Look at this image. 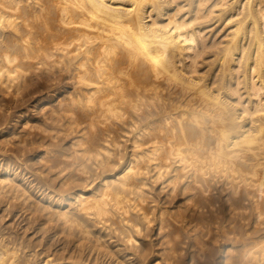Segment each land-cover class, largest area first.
Listing matches in <instances>:
<instances>
[{"label":"bare ground","instance_id":"1","mask_svg":"<svg viewBox=\"0 0 264 264\" xmlns=\"http://www.w3.org/2000/svg\"><path fill=\"white\" fill-rule=\"evenodd\" d=\"M212 16L217 18L215 19L216 22L210 25L204 24L203 21L208 20L207 18ZM213 17L212 20L214 19ZM209 20H211V18ZM201 23H203V26L201 25ZM28 71H30V73L33 74H30L28 76L27 75V73H29ZM57 73H59V76L61 75V73H64L65 76L64 78L67 79V81L69 80V82L65 83L63 82L64 80L61 81L63 82V84H59V86H56V88L53 91L54 92L53 94H47V96L39 95V97H36L32 103V107H33V111L35 112V115L36 116L39 115L38 118L43 119L41 121L43 123V127H41L40 132L44 131L48 133V130L52 132L51 129L53 128V130L56 129L55 131L57 132L62 131L63 134H65L66 132L67 136L72 134L73 137L71 136L70 137L73 138V140H71L72 144L70 146H73L72 148L73 150H71L73 152V156L72 154L71 156H69L68 154L67 155L69 158L73 157L72 159L73 161H75V158L77 159L83 157V161L78 163V165L79 166L82 165L83 168L86 167V162H88L89 160L95 162L92 163L90 161L91 164H94L95 166L98 164H100L101 166L103 164L106 165V163L108 162L104 161L103 158L106 160L108 159L110 161V158L114 156L112 155L113 153L111 146L115 147L118 150L120 149V146L124 144V140L123 142L121 141L122 144L120 145V139L119 141H117L114 139V136L112 135L114 131L113 129H115L117 125L121 126V127L118 126L117 128L119 127L124 128V130L126 131L124 132L125 134L128 133L129 136L131 135L130 138L129 136L128 138L130 140L129 142H131L132 147H130V149L132 148L131 149L132 152L131 154H129L130 157L129 158L127 157L128 161L126 162V164L122 165V168L118 172V175L113 177V179L110 181L104 180L102 182V186L101 184H99L101 188L96 190L95 189L91 191L83 190L84 185L81 190V186L79 185L80 186L79 190L74 189L75 191L65 193L63 188H65V186L68 185L70 178L74 176H70L69 175L70 172L67 173L70 176L68 178L67 177L68 175H66V178L69 180L68 181L66 178H64L65 177L64 174L66 173L65 171H70V170L72 171L71 168H74V166H76L74 165L75 162L72 163L73 167L70 165L71 166L70 170H68L69 167L67 170L66 169H64L65 171L63 170V168H67V166L63 167L61 170L59 169V171L56 173H58L59 175L63 174L64 177L60 178L63 175L59 177L60 178L59 180L62 185V189L60 187L61 189L60 190L58 187L59 189L57 190L59 191L57 192L58 197H56L57 196L56 195L55 196L56 198L51 199L53 203L55 201V203H57L58 206H60L59 210H57V208L56 210L53 209L55 207L51 209V211L54 213H51L50 210L48 209L49 207L47 208L44 205V203H42L43 205H40L41 202L39 200L38 201L40 202V204L36 202L37 199L35 200V202L32 201L35 198H32V200L30 199L31 196L33 197V195L32 193L30 194L27 192L29 190L31 191L29 186L34 185V183L33 184L29 183L30 185L28 184L29 186L27 191L26 182H25L26 184H24V182L21 181L25 186H22L23 184L19 182H14L13 179L14 177L12 178V176L13 175L20 176L18 170L19 166L16 165V163L18 162L15 163L11 159L15 164L13 165L8 163L10 159L9 158L7 159L8 157L7 156L6 157L7 162L5 161L4 162L5 164L0 163V195L9 199V202L10 200H14L15 202H18L20 206L23 208L30 209L32 210V212H40L42 216H44V218H46L48 221L51 220L56 224V226L58 227V232L64 233L65 237L69 236L70 238V236H73L75 238L74 242L77 246L82 248L87 246L86 248L89 247L90 250L95 249V251L96 249L102 250V248L103 249L105 248L103 246H106L108 244V243L106 244V241H102V237H103L102 230L103 229L106 230L109 228L108 223L112 220L113 216H116V214H118V212H120L122 217L124 218L127 210H129V207L128 208L126 207V210H123L126 204L124 205V207L120 206V204L123 205V203L127 202L126 199H128L127 197H129V194L128 196H126L127 194L125 195L126 196V199H124L125 202H123L124 200L122 194L126 193L125 190L128 188L129 185L130 186L131 184L133 185V183H131L132 182L131 180L135 178L137 175L140 176V173H142L140 169L141 170L147 169L145 167L146 164H147L146 166L150 164L152 165V167L154 166V169H157L156 170L157 172L155 170H152L155 172V175L157 174L156 176L152 177L153 180H155L154 177L159 178L161 177V175L164 176L165 173L164 170H166V167L163 168L162 163L164 161L169 163L170 161V163L174 162L175 165L174 164L173 165L174 167L176 166V168H171L169 167V164L166 163L168 164L166 165L168 166L167 168L168 169L171 168L173 169V171L172 173L170 172L171 175L169 176V178H167L170 179L169 181H167L166 177L163 178L164 180L166 179L167 185L172 184V187L169 185L170 186L169 188L174 189V187L177 186L178 181L181 182L180 179L182 178L184 179L186 177L185 179L187 180L182 179L184 185H183V189L181 188L183 191V192L181 191V193L183 194L181 195V193H179V195L181 196H183L184 194L187 195V193L189 192L188 195L185 197L186 199L185 198L183 199V201L186 200L187 204L186 203L183 204H186L185 206L187 205L193 206L191 207V209H194V207L199 208L197 210L195 209V212L194 210L193 212L191 211L192 214L196 213V211L197 212L199 210L201 211V209L205 206L207 207V208L205 207V209L209 210L210 213L212 212V208L210 210V207L213 204L212 197L215 196L216 194L214 192L215 189H213V186L216 187L215 182L219 183L221 181L220 183L222 185L219 183L222 187L221 190L224 189L226 190L225 193H227V196L224 194L225 197L224 199L225 200L227 199V201L229 202V207L227 205H226L227 207L224 205L226 208L231 207V211H233L234 213L236 210L240 208L247 209V206L245 207L242 205V201H244L242 199V195L246 199H249V197L251 196L252 198H254L253 200H251V204H253V208L255 212L254 214L256 216L249 208L248 210L252 213V217L254 215L253 218L256 217L255 220L263 217L262 215L264 213L263 211L264 210V0H0V86L4 88L6 92H9L10 90H14V93L15 92L18 93L20 90H22V88H26L28 86V83L31 84L33 81L32 79L37 78V80H39L38 78L41 76L43 77V79L46 78L50 80V78L54 77L51 79V81H53L56 79L55 75ZM56 77L58 76L56 75ZM35 121L37 122V120ZM36 122L35 124H38ZM1 124L2 123H0V126ZM33 124L32 121L30 120V114L26 113L25 111L24 112L20 111V113L15 115V117L12 119V123L6 126L7 129L4 128L6 129L5 131L3 128L0 129V144L8 146L10 143L11 144L18 143L17 145L24 143L23 145H25V140L22 137L23 136L22 133L24 130L25 132L26 130H28L27 132H30L31 131L30 129L33 127H34L33 130H35V126H34L35 124L34 125ZM17 125H20V128L22 127L21 129L24 128V130L22 132L19 131L21 129H18L19 127L17 128L16 127ZM39 128H37L38 131ZM32 131L31 134H33L37 130L34 132ZM118 131L120 133V131L122 132L123 129L121 130L118 129ZM52 133H50L52 136L49 137L50 139L52 137L54 140L55 138H57L59 133L57 134V136H55V134L53 135ZM114 133H116V131ZM124 133L120 137L125 136ZM60 134L63 135L62 133ZM26 136H24V138ZM39 137L36 136V139ZM66 138L67 137H65L64 139ZM25 139L27 140V138ZM31 139L32 138H30V140ZM43 139L45 138L43 137ZM32 140H34V137ZM38 141H40V144L42 143L41 140ZM43 143H45V141ZM50 144L52 145L53 143L50 142ZM55 144L58 143L56 142ZM31 145L33 146L32 143ZM51 145L49 147L53 148L54 146L52 147ZM32 146L30 148H32ZM44 146H46V143L44 144ZM44 146H43V150L41 151V153H39L38 158L36 159V161L41 165L38 166L42 168L39 169L40 173L37 172V174L38 175L40 174L41 176L42 174L44 175L46 174L47 172L45 171L46 169L47 170L49 169L48 170L49 172L52 170L50 168L52 167L54 168L53 164L50 163L51 164L50 165L49 163H46L48 161L47 159H45L48 157L47 155L51 151V148L49 149L48 146L47 147ZM15 147L17 146L15 145ZM24 148L23 150L25 151ZM27 150L28 149L26 148V151ZM121 150L122 148L120 149V151L119 150L118 151L121 152ZM54 152H56V149L54 150ZM119 152H117V154ZM56 153L55 156L57 155ZM62 153H68V152H62ZM50 154H52V152ZM61 155L63 154L60 153V156ZM17 156L18 155H12V157L16 159L18 158L17 161H19L20 158ZM55 156H52V158L54 159ZM66 156H65V160H66ZM49 157L48 160L50 161ZM69 158H67V160L71 159ZM55 160L54 162L57 161ZM65 160L62 159L58 161L59 163L60 161H62L63 163L65 162ZM26 162L28 163V159ZM56 163H54V165H57ZM113 163L115 164V162ZM25 165L29 166L28 164ZM60 165L62 164L60 163ZM78 165L76 167L77 169L75 168L77 171L76 174L80 173V171L78 172V168H79ZM150 165L148 167H150ZM171 165L172 164H170V166ZM20 166L22 165L20 164ZM143 167H145V169ZM161 168H163L162 171L164 172L163 174H161L162 173L160 171ZM113 169L115 168L113 167ZM150 169L149 170L147 169L149 173L151 171ZM55 171L53 172L55 173ZM167 171L169 172L171 170H167ZM167 171L166 173H168ZM148 172L146 173L148 174ZM81 173L83 174L85 172L83 171ZM81 173L80 175H82ZM49 175L52 174L49 173ZM59 175H57V178ZM87 175L88 173L87 174L85 173V175L83 174L84 179L85 176L88 179ZM149 175L150 174H148V176ZM22 177L23 176H21V178ZM163 178L162 179L160 178L161 181H163ZM208 178L210 179L209 182H208ZM49 179H51L52 181V178ZM49 179L47 177V179L45 180L49 181ZM53 179H55L56 181V176ZM137 179L140 180V178ZM38 180L39 183L42 184L40 182L41 179ZM142 181L140 180L137 182L141 184ZM211 181L214 182L212 183ZM56 182L58 183V181ZM76 182L73 181V183ZM191 182L193 183V185L191 184ZM47 184L48 185H46L47 186L46 189L50 190V191L48 190L49 193L47 194V199H48L50 194L56 191V187H53V185H51V182L49 183L47 182ZM149 184L150 183H148V185ZM162 184L165 185V183ZM210 184L211 185L213 184V186H211ZM69 185L71 186L72 184L70 183ZM142 185H145L143 186L144 188H146L147 186L145 182L144 184L142 183L140 187H142ZM180 185L182 184H179L178 186L180 187ZM79 186L77 185L78 188ZM209 186L214 190L212 192H214L215 194H212V192H210ZM131 187L134 189L135 187H137V185ZM140 187H137V190H135V192L138 191L137 194L140 193L139 192ZM129 188L128 190H126L128 193H130L131 190H133L131 189L129 192ZM121 189L123 190L125 189L123 193H120L122 192ZM178 189L173 190V194H171V196L174 195V191L175 193L179 192L176 191ZM190 189L192 191H188ZM149 190H155V189L152 188ZM165 190L163 189L162 192ZM207 190H209V192L213 195L212 197L210 194H208ZM142 191H144L145 194L146 189L145 190L143 189ZM170 191L171 190H169L168 192V190H166V193H170ZM185 191L187 192L185 193ZM152 192L150 191V193ZM206 192L211 198L206 195ZM41 193H44L41 195L46 194L45 190L44 192L42 191ZM166 193H165V197L168 196L167 198L169 199L171 196L170 194H167L166 196ZM218 193H220L219 190ZM131 194L133 195V191ZM222 195L223 194H221L220 196ZM220 196L218 195L217 198L213 197V199L216 200ZM44 197L43 199H45ZM165 197L163 198L165 199ZM41 198L40 200H42ZM140 198L142 199V197H139V199ZM131 199L134 202L135 197L129 198L128 200L131 201ZM137 200L138 198H136V201ZM144 200L146 201L147 199H145L144 197L142 201ZM215 200L214 202L216 203L217 200L216 201ZM220 200H222L221 197ZM49 201L50 200H48V202ZM181 201L182 200H180V202ZM133 202H130L129 204H132ZM228 202L226 203L228 204ZM136 204L137 203H135V205ZM181 204L182 203H178L177 205L180 206ZM142 205L143 204H141V206ZM154 205L156 206V204ZM164 205L169 207V204L168 205L164 204ZM173 205L174 203L172 204V206ZM182 206L180 208L174 206V208H172L169 211L171 213L170 216L174 215L171 211L174 212L173 209H175L176 215L174 216L176 217L178 216L179 218L184 217L182 216L184 214L183 211L184 212L186 211L187 213L188 210L190 209L185 208L186 210L182 209L183 210L182 211L181 210ZM217 206L218 205L216 204V207L215 206L214 207L217 209ZM220 206L223 207V205ZM175 207L177 208V210L180 209L182 211V214L180 213V211L177 212ZM188 207L189 206H187V208ZM133 208L131 209L133 210ZM140 208L141 207L139 206V209ZM143 208H141L143 210L142 212L149 214L150 211L148 212V210H146L148 209V207L144 208L146 211H144ZM152 208L154 209L155 207ZM158 208L160 210L159 206ZM164 209L162 208L161 212L158 211L160 215L158 213L156 215V217L159 216L160 219L159 220L156 218L157 220L160 221V222L157 221L158 223H160L157 224L158 234H162V238H163L162 241L159 243V246L161 244L162 246L161 249L164 251L163 253L165 254L166 252L169 255V258H171L170 260L174 259L175 261L176 259L178 260V254L174 250L175 249L177 250L178 247L176 245L177 248H175V246L174 248H172L173 247L172 244L176 242V240L171 241V239H174L176 235L174 236V238H171L169 237V235L170 236L172 235L170 230H164V227L166 225L165 226L162 225L163 219L164 220L167 219L164 218L166 211V210L164 211ZM53 210H55L56 212ZM228 210L230 211V209ZM200 211L199 213H201ZM205 211H203V214H205L204 213ZM132 212L128 213V216H130L129 214L132 215ZM135 212L136 213L139 212L138 209L136 211L134 210L133 215L135 214ZM233 212H229V213L232 214ZM245 212H247V210H245ZM248 212L246 215L247 219L251 218L250 216L248 217L249 214ZM124 213L125 215H123ZM144 213L141 216L139 215L140 217H142L139 218V221L140 219L141 220L143 219L144 222L141 221L143 223L152 222V219L154 217L150 219V216L148 217V215ZM199 213L198 215L194 214V216L191 213L188 214L190 215V217L192 216L194 218L195 216H199L200 215ZM138 214H140V212ZM215 214L218 213L215 212L214 215ZM230 214H228V216H230ZM235 214L240 215L238 214V212ZM235 214L232 215L235 217ZM241 214L244 215V213ZM207 215L208 213H206V216ZM220 215L218 216L221 217ZM135 216L137 217L138 215L136 214ZM186 217L188 218L189 216L185 215L184 219ZM219 217L215 216V219ZM126 218H127L126 220H128L129 217L126 216ZM191 218L188 219L191 221L192 220ZM224 218L226 219L225 221L227 222L228 221L227 217H223V222H224ZM108 219L110 221H107ZM117 219L119 220V217H117ZM172 219L174 220L176 218L174 217ZM201 219H203L202 215L201 218H199L200 220L199 223L201 222ZM215 219H213V221ZM228 219L230 220L229 217ZM238 219H240V216H238ZM113 220L115 221V219ZM122 220H123V224L126 223L124 222L125 218ZM196 220H198V218ZM167 221L165 220V222ZM169 221L171 222V219ZM203 221L205 222V220ZM206 221H208L207 223H210L212 221V217L211 220L208 218V220ZM242 221H244V219ZM246 221L245 223L248 222ZM184 222H185L184 225L187 224L189 229L190 224L188 225L186 221H183L182 223ZM195 222L198 223V221ZM229 222L230 221H228L229 224L228 227H230L231 223H234L232 221L231 223ZM256 222L257 220L253 222L254 225L261 224L262 222L264 223V221L260 223L259 222L256 223ZM127 223L126 225L129 226L130 228V223L129 225ZM172 223L174 222H171V224ZM178 223H177L178 226L174 225L175 223L173 224L175 227L171 226L170 224L171 228L174 227L176 229L175 232H178V228L181 227V225ZM217 223L219 227L220 225L219 223H221V221L220 222L218 221ZM241 223L239 220V223H237V225L238 224L240 225ZM245 223L244 224L242 223L243 226H245ZM263 223H262V227H264ZM138 224L141 223L139 222L137 223V225L136 224L134 225L138 226ZM201 224L200 225L197 224V228H199V226L204 227L206 225V224L204 225ZM242 224L241 226L238 225L239 228L242 227ZM252 224H250L249 222V226H251ZM167 225L169 226V223ZM208 225H211V226L206 225L208 228L212 227V223ZM141 226L142 225H140V227ZM176 226L178 228H176ZM187 226L185 228H187ZM206 226L204 227L205 229L207 228ZM215 226L213 228L217 229L218 227L216 228ZM231 226L236 227V225H231ZM235 227L232 228L233 232L232 230L228 231L227 227H226L227 231H225L226 228L225 230L223 228L224 233H221V235L224 234V236L222 235V237H224V240L226 238L231 241L232 235L230 237V234L231 232L235 234L234 232ZM262 227H257V228H259V230L261 228L262 230L263 229ZM182 228H183V224L180 231L182 230L184 232L183 230L184 228L183 229ZM220 228L222 230V227ZM246 228L247 227H245V229ZM201 229L195 231V229L193 228L192 230L190 229L191 230L190 234L189 233L187 234V232L186 234L189 235L190 239L193 240L192 242H196L199 244L200 240L201 242L203 240L201 239L202 237L198 238L200 232L199 230ZM215 229L211 231L216 232L217 230ZM245 229L242 228V230ZM250 229L253 230L254 232V229H252V227ZM172 230L173 228L171 229V231ZM204 230L201 232L206 234ZM106 231L108 232V230ZM211 231L208 230L207 232L209 233H207L206 235L212 233ZM235 231L236 234H238L237 230ZM249 231L247 232L249 233ZM240 232L242 231H239V233ZM137 233H139V231ZM202 233L200 236L203 235ZM250 233L252 234V231ZM186 234H184V236ZM255 234L253 235L257 236L256 228H255ZM3 235L5 234H3L2 232L1 236ZM146 235L145 237H147ZM187 235L185 236V238L187 237ZM217 235H219L218 232ZM241 235L238 236L242 237ZM244 235L242 237L243 239L239 241L240 246L237 240L240 238L237 237V235H236V239L234 235L233 241L235 242L236 240V244L238 243L237 244L238 246L234 245L235 243L233 241H232L233 245L230 244L224 246V250H223L224 254L222 255V253L221 254L219 253L221 256L219 259H222L221 264H264V235H262L261 233L259 237L257 236L258 238H253L252 237L253 235H251L252 238L249 237L250 235H245V236ZM8 236L10 238L9 234ZM158 236L159 235H156L155 237ZM179 236H176L177 242ZM207 237L209 238L211 236L208 235ZM205 238H204L205 241L204 244L206 243V246H204L203 249L207 247V244L209 243L208 241L210 239L212 240L213 237L210 238L209 240H206ZM13 239L11 238L10 240L13 241ZM125 239L127 240V238ZM10 240L8 241L11 242ZM130 240L129 242L131 243L132 240L131 241ZM182 240L183 239H180V241ZM211 240L210 243L212 242ZM189 241L190 244H192L191 240H187L188 243ZM13 242L12 244L14 245V243L16 242L14 243ZM215 242L216 240L213 243ZM220 242L222 243L223 241ZM6 243L3 242L2 238L0 239V264H21L23 261L22 262L18 261L20 259V256L18 257L19 258L18 260L16 259L17 250L15 251V249L10 248L11 243L10 244L8 243L9 244V245L7 244L8 246L6 245ZM217 243H215L216 246ZM202 244L203 243H200L201 246ZM134 245L132 246V248L134 247ZM223 245L224 244L222 243V246ZM19 246L20 245H18V247ZM156 246H158V244ZM185 246L188 247L187 245ZM201 246L200 248L202 249ZM222 246L220 247L223 248ZM16 247L17 246L15 245L14 248ZM193 247H196V245ZM145 249H147V247ZM187 250L190 251V249ZM200 250L199 251L196 250L193 253L189 252L192 253L191 256H189L190 254L187 253V255L189 254L188 256L190 257L187 259H190V261L192 262V263L190 262L191 264L196 263L194 262V260L196 261L197 257H195L194 259V253L196 254L197 251L200 252ZM207 250H209V248ZM147 251H149V249ZM150 251L152 250L150 249ZM212 251L213 250H211V252ZM118 252L120 254V252H122L121 249H119ZM160 252L161 250L157 252V255L158 253L160 255ZM204 252L205 251L200 252L202 253L201 256L203 257L205 255ZM211 252L209 253L211 254ZM214 252L211 255L208 254L209 259L210 256L214 254ZM175 253L177 254V256ZM59 254H61V252ZM215 254L217 255V252ZM35 255L37 254L33 253V256ZM62 255L64 256L63 253ZM181 255L179 256L181 257ZM201 256L200 257L198 256L199 259L201 258ZM218 256L219 255L215 257ZM22 257L24 256H21V258ZM127 257L126 259H124V261L127 260ZM167 257L168 256H166V258ZM169 258H168V262H170ZM26 259L27 261L24 264H29L31 262L30 258H26ZM50 259L51 258H47V259L45 258L44 260L45 262L42 264H50L52 261ZM202 260H204V258L201 259V262ZM74 261L76 262L75 258L73 262ZM174 261H171L170 264H176ZM57 263L66 264L59 261ZM157 264H159V262Z\"/></svg>","mask_w":264,"mask_h":264},{"label":"rangeland","instance_id":"2","mask_svg":"<svg viewBox=\"0 0 264 264\" xmlns=\"http://www.w3.org/2000/svg\"><path fill=\"white\" fill-rule=\"evenodd\" d=\"M213 17V16H212ZM212 17H208L207 19L209 20L210 18H211V20H209V22H208V20H204L203 22H204V24H206V25H210V24H213L214 22H216L215 21V19H217V18H215V17H213L214 19L212 20ZM206 19V18H205ZM203 20V19H202ZM202 20H201V22H202ZM210 21H211V23H210ZM213 21V22H212ZM209 23V24H208ZM201 25L203 26V23H201ZM29 73H27V75L29 76L30 74H33V73H30V71H28ZM56 75L58 76V77H56ZM55 75V78L57 79V81H56V79L55 80H53V81H51V79L52 78H54V77H52V78H50V80L49 79H43V77H39L38 79L39 80H37V78H34V79H32L33 81H32V83L31 84H29L28 83V86L26 87V88H22V90H20L18 93L17 92H15L14 93V90H10L9 92H6L5 90H4V88H2L1 86H0V105H1V107H0V123H2L1 124V126H0V129L1 128H6V126L8 125V124H10V123H12V119L15 117V115H17V114H19L20 113V111H25L26 113H29L30 114V120L32 121V124L34 123L35 124V120H37V122L36 123H38V124H33L34 126H35V130H33L34 129V127L33 128H31L30 130L32 131V132H34V131H36V132H34L33 134H31V131L30 132H27L28 130H26V132H25V130H24V128L23 129H21L20 128V125H17L16 127L18 128V129H21V130H19V131H23V139L25 140V145H27V146H25V145H23L24 143H21V144H19V145H17L18 143H14V144H7L8 146H5V145H2V144H0V163L1 164H3L5 161L7 162V160H6V157H7V159L9 158L10 159V161H8V163H10V164H15L16 162H18V163H16V165L17 166H19V168H18V170H19V174H20V176H12V178L14 179V182H19V183H21V184H23V182H24V184H26V189H27V191H28V186L30 185V184H33L34 183V185H30L29 186V188L31 189V191L29 190L27 193H32V195H33V197L31 196V200H32V198H35L34 200H32V201H34L35 202V200L37 199V201L36 202H38V204H40V202H41V204L40 205H43L42 203H44V205L50 210V212L51 213H54V212H52L51 211V209L53 208V207H55V208H53V209H55L56 210V208H57V210H59V208H60V206H58V204L57 203H55V201H54V203H53V201L51 200L52 198H56V197H58V195H57V192H59V191H57V190H59L60 189V187H61V189H62V185H61V182H60V178H62V177H64V175H65V177L64 178H66V175H68L67 173H69V175L70 176H74V177H71L70 178V181L68 182V185L67 186H65V188L66 187H68V188H63L64 189V191H65V193L66 192H72V191H75V190H79L80 189V186H81V190H82V187H83V185H84V188H83V190H88V191H91V190H93V189H99V188H101V186H102V182L104 181V180H108V181H110V180H112L113 179V177H115V176H117L118 175V172L121 170V168H122V165H125L126 164V162L128 161V158L130 157V155L129 154H131V152H132V148L130 149V147H132L131 146V142H129L130 140H129V138H130V136H129V134L128 133H124V132H126L125 130H124V128H120L121 126L120 125H117V127L118 126H120L119 128H117L116 126V130L115 129H113L114 131H113V136H114V139L115 140H117V141H119V139H120V145L122 144V142H123V140H124V144H122L121 146H120V149L122 148V150H121V152H119L120 151V149H116L115 147H113V146H111L112 147V155H114L113 157H111L110 158V161L108 160H106V159H104L103 158V160L104 161H106V162H108V163H106V162H104V163H106V165H100V164H98V165H94V164H91V162H92V160H89L88 162H86V167H82V165H78V163L79 162H81V161H83V157H81V158H75V161H73L72 159H73V157H68V155L69 156H71V154H72V156H73V152L71 151V150H73L72 148H73V146H70L71 144H72V141L71 140H73V138H71V137H73V135L72 134H70L69 136H67L66 135V132H65V134H63V132L62 131H55V130H53V128L51 129L52 130V132L53 131H55V132H51L50 130H48V133L47 132H44V131H41L40 132V130H41V127H43V123L41 122L43 119L42 118H38V116L39 115H35V112L33 111V107H32V103H33V100L36 98V97H39V95L40 96H47V94H53L54 92V89L56 88V86H59V84H63V82H69V80L67 81V79H65L64 77V73H61V75L59 76V73H57ZM61 76H62V78H61ZM59 78V79H58ZM35 80V81H34ZM48 80V81H47ZM64 80V81H63ZM61 81H63V82H61ZM58 83V84H57ZM40 84V85H39ZM45 84H47V85H45ZM4 86V85H3ZM44 87V88H43ZM13 89V88H12ZM37 90V91H36ZM51 90V91H50ZM11 91H13V92H11ZM45 91V92H44ZM6 92V93H5ZM9 93V94H8ZM17 93V94H16ZM13 95H14V97H13ZM18 95V96H17ZM3 99H2V98ZM7 97V98H6ZM12 99V100H11ZM14 100H16V101H14ZM13 101V102H12ZM11 102V103H10ZM6 106H5V105ZM31 106H30V105ZM12 105V106H11ZM15 106V107H14ZM29 106V107H28ZM8 109V110H7ZM26 109V110H25ZM3 110V111H2ZM2 112V113H1ZM34 113V114H33ZM6 114V115H5ZM10 114V115H9ZM36 117H35V116ZM11 116V117H10ZM32 117V118H31ZM34 117V118H33ZM5 118V119H4ZM10 118V119H9ZM3 119V120H2ZM11 121V122H10ZM40 123H39V122ZM32 125V126H33ZM38 125H39V127H38ZM37 128H39V131H38V129ZM51 128V127H50ZM50 128H48V129H50ZM7 129V128H6ZM6 129H4V131L6 130ZM43 129V128H42ZM118 129H123V131L121 132L120 131V133H119V131H118ZM116 131V133H114ZM117 131H118V134H117ZM40 132V133H39ZM44 132V133H43ZM27 133V134H26ZM30 133V134H29ZM42 133H43V135H42ZM50 133H52L53 135L55 134V136H57V134L59 133V137L57 136V138H55L54 140H53V138L51 137V139H50V137L49 136H52ZM60 133H62L63 135H61ZM122 133V134H121ZM123 133H124V135L125 136H123V137H120V136H122L123 135ZM24 134H26V135H28V136H26V135H24ZM35 134V135H34ZM46 134V135H45ZM47 134H49V135H47ZM117 134V135H116ZM120 134V135H119ZM29 135H30V137H29ZM65 135V136H64ZM119 135V136H118ZM24 136H26L25 138H27V140L24 138ZM36 136H40L39 138H37L38 140H41V142L43 143L44 141H45V143H46V146H44V144L45 143H43V146L44 147H47L48 146V148L50 149L51 147H49L51 144H50V142H52L53 144L51 145L53 148H51V151L48 153V157L50 156L51 158H52V156H55V153L57 154L55 157H54V159L52 158H50L49 157V159H50V161L48 160V157L47 158H45V159H47V161L48 162H46V163H52L53 164V166H54V168H57V169H54L53 167L52 168H50V169H52L53 171H55V173L56 172H58L59 171V169L61 170L63 167H66L67 166V168H63V170L64 169H68V167H69V169L68 170H70V167L72 166L73 167V165H72V163H74L75 162V164L74 165H76V166H74V168H71L72 169V171L70 170V171H65L66 173L63 175V174H61V175H63V176H61V175H59L58 173H54L52 170L51 171H49L48 172V170L46 169H44L45 171H47L46 172V174L44 175V174H42V176L39 174H37V172L38 173H40V171H39V169L41 168V167H39V166H41L40 165V163H38L37 161H36V159L38 158V155H39V153H41V151L43 150V146H42V143L40 144V141H38L37 139H36ZM62 136V137H61ZM71 136V137H70ZM128 136H129V138H128ZM28 137H29V139H28ZM33 137H34V140H32L33 139ZM43 137L45 138V139H43ZM49 137V138H48ZM65 137H67L66 139H64ZM126 137V138H125ZM30 138H32L31 140H30ZM121 138H122V140H121ZM125 138V139H124ZM48 139H50V140H48ZM60 139V140H59ZM64 141H63V140ZM127 139V140H126ZM29 140V141H28ZM38 141V142H36V141ZM51 140H53V141H55V142H53V141H51ZM66 140V141H65ZM34 141V142H33ZM49 141V142H48ZM61 141V142H60ZM122 141V142H121ZM33 144V146L31 145V143ZM37 143V145H39V146H37L36 145V143ZM48 142V143H47ZM58 143V144H55V143ZM71 142V143H70ZM29 145H28V144ZM126 143V144H125ZM48 144H50V145H48ZM67 144V145H66ZM15 145L17 146V147H15ZM20 145H22V146H20ZM62 145V146H61ZM4 146V147H3ZM10 146V147H9ZM32 146V148H30ZM35 146V147H34ZM36 146H37V148H36ZM61 146V147H60ZM70 146V147H69ZM3 147V148H2ZM24 147H26L28 150L26 151V148H24ZM39 147V148H38ZM55 147H60L59 149L58 148H55ZM6 148V149H5ZM9 148V149H8ZM15 148H16V150H15ZM19 150H18V149ZM23 148L25 149V151L23 150ZM30 148V149H29ZM36 150H35V149ZM62 148H63V150H62ZM68 148V149H67ZM9 151H8V150ZM52 149H53V151H52ZM56 149V152H54V150ZM7 150V151H6ZM13 150V151H12ZM33 152H32V151ZM35 150V151H34ZM38 150V151H37ZM62 150V151H61ZM66 150V151H65ZM72 152H70V151ZM117 150V151H116ZM131 150V151H130ZM12 151V152H11ZM18 151V152H17ZM130 151V152H129ZM5 152V153H4ZM24 152H26V153H24ZM38 152V153H37ZM52 152V154H50ZM54 152V153H53ZM62 152H68V153H62ZM117 152H119L118 154H117ZM14 153V154H13ZM22 153V154H24V155H20V154ZM28 153V154H27ZM34 153V154H33ZM60 153L61 154H63V155H61L60 156ZM115 153V154H114ZM7 154V155H6ZM27 154V155H26ZM59 154V155H58ZM68 154V155H67ZM123 154H124V156H123ZM127 154V155H126ZM10 155H11V157H10ZM12 155H18L17 157H19L20 158V160H21V162H20V160L19 161H17V159L16 158H14V157H12ZM67 155V156H66ZM111 155V156H112ZM120 155V156H119ZM2 156V157H1ZM22 157V159L24 160H22L21 159V157ZM25 156H26V158L28 159V163L26 162L27 161V159L25 158ZM65 156H66V160H67V158H69L70 160H67V162H66V160H65ZM115 156H116V158H115ZM123 156V157H122ZM3 157H5V158H3ZM29 157V158H28ZM56 157H57V159L58 158H60V159H58V160H65V162H63L62 163V161H60V163L62 164V165H60V163H59V161L56 159ZM128 157V158H127ZM25 158V159H24ZM115 158V159H114ZM121 160H120V159ZM123 158V159H122ZM4 159V160H3ZM15 162H13L12 160ZM31 159V160H30ZM57 161H56V160ZM119 159V160H118ZM127 159V160H126ZM30 160V161H29ZM54 160L57 162H54ZM116 160V161H115ZM32 161V162H31ZM34 161V162H33ZM52 161V162H51ZM73 161V162H72ZM77 161V162H76ZM91 161V162H90ZM120 161V162H119ZM13 162V163H12ZM24 162H26V163H24ZM71 163V164H69V163ZM113 162H115V164L113 163ZM119 162V163H118ZM124 164H123V163ZM171 162H173V161H171ZM31 163H32V165H31ZM54 163H56L57 165H54ZM65 163V164H64ZM90 163V164H89ZM92 163H95V162H92ZM166 163H168V162H163L162 163V167L163 168H165L166 167V170H164V172L166 173V171L167 170H171V171H167L168 173H166V175L168 176H166L165 175V173L164 172H162L163 171V168H161V174H163L164 173V176H162L161 175V177H159V178H156V177H154V179L155 180H153V176H156L155 175V172L154 171H152V170H157V169H154V166L152 167V165H150V167H151V169H150V167H148V166H146L145 164H143V165H145V167L149 170H151L150 171V173L148 172V170L147 169H145V167H143L145 170H141L140 169V171L142 172V173H140V176L142 177H140V176H136L135 178H133L134 179V181H133V179L131 180L132 182L131 183H133V185L131 184V186H136L137 185V187H140V185L143 183L144 184V182H145V184L147 185L146 186V188H144L143 186H145V185H142V187H140V190H139V192L142 194H140V193H138L137 194V192H135V190H137V187H135L134 189L129 185L128 186V188L129 187H131V188H129V192H130V190L131 189H133V190H131V192L130 193H128L126 190H128V188L125 190V194L123 193L124 192V190L123 189H121V191L122 192H120V193H123L122 194V197H123V200L124 199H126V196H128V194H129V197H127L128 199L129 198H134L135 197V200H134V202L132 201V199H131V201H129L128 199H126L127 200V202L126 203H123V202H125V200L122 202L123 203V205H121L120 204V206H123L124 207V205H125V207L123 208V210H126V207L128 208L129 207V210H127V212L128 211H130V212H132V215L131 214H129L130 216H128V213H130V212H126V215H125V213L123 214V215H125V221L124 222H128L127 224L129 225V223H130V228H129V226H127L126 225V223H124L123 224V220L122 219H124L123 217H122V215H121V213L120 212H118V214H116V216H113L112 217V220L110 221L109 219L107 220V221H110L109 223L108 222H106V223H108L109 224V228L108 229H106V230H108V232L105 230V229H103L102 230V235H103V237H102V241H106V246H103V247H105L104 249L102 248V250L101 249H96V251H95V249L94 250H90V248L88 247V248H86V247H84V248H82V247H79V246H77L76 244H75V238L73 237V236H70V238H69V236L67 237H65V235H64V233H60V232H58V227L56 226V224L53 222V221H51V220H47L46 218H44V216H42V214L40 213V212H32V210H30V209H26V208H23V207H21L20 206V204L18 203V202H15L14 200H10V202H9V199H7V198H5V197H3V196H1L0 195V239L2 238L3 239V242L4 243H6V241H7V243H6V245L9 243H11L10 244V248L11 249H15V251L17 252V257H16V259L18 260L19 258V256H20V259L18 260L19 262H22L23 264L24 263H26V261H27V259L26 258H30V260H31V262L29 263V264H42V263H44L45 261V258L47 259V258H51L50 260H52L51 261V263L50 264H58L57 262L59 261V262H62V263H66V264H126V262H127V264L129 263V264H157L158 262H159V264H160V262H161V264H170V262L171 261H174V259H172V260H170L171 258H169V255L165 252V254L163 253L164 251L161 249V244H160V246H159V243L162 241V234H158V226H157V224H160V223H158V222H160L159 220V216H157L156 217V215H157V213H158V211H162L161 209L163 208H167V209H164V211H165V215H164V218H167V219H165L166 221L168 220H170L171 219V222H174V223H172L171 224V222L169 221H167L168 223H169V226L167 225L168 223L167 222H165V220L163 219V223H162V225H166L165 227H164V230H170V232H171V236L169 235V237H171V238H174V236L176 235V236H179V234H180V236H179V238H178V242H177V239H176V236H175V238L174 239H171V241L172 240H176V242H174L173 244H172V248H174V246H175V248H177V250L175 249H173L175 252H177V254H178V260L176 259V257H175V263L177 264H191L192 262L190 261V259H187V258H190L189 256H191V254L193 253V252H195L196 250H200L201 248H200V243H203L202 244V249H203V247L204 246H206V243L204 244V238L205 237H207L208 235H210L211 237H207V238H205L206 240H209L210 238H212V242L210 243V240L208 241L210 244H214L213 246L212 245H210L209 243L207 244V247L209 248V250H207L208 248L207 247H205V249H201L200 250V252H202V251H205L204 252V257L203 256H201L202 255V253H200V252H198L197 251V253L195 254L194 253V259H195V257H197L196 258V261L194 260V262H196L195 264H197L198 262V264H201L203 261L206 263V264H221L222 263V259H219L221 256H220V254L222 253V255L224 254V246L225 245H233V238H234V235H235V239H236V235H237V237H239L238 235H241V234H245V235H250L249 237H251V235H253V234H255V228H256V232H257V236L259 237L260 235H261V233H262V235H264V227H262V221H264V213H263V219L262 218H260V219H256L257 220V222L256 223H258L259 222V220H260V222H262L261 224H255L254 225V223L253 222H255L256 220H255V218H253L254 217V208H253V204H251V200H253L254 198H252L251 196L249 197V199H246V198H244V196L242 195V199L244 200V201H242V205L243 206H247V209H245V208H240V209H242V210H240V209H238V210H236L235 211V213H237L238 212V214H240V215H237V214H235L233 211H231V207L230 208H226L227 206L229 207V202L227 201V199L225 200L224 198V194L227 196V193H225L226 192V190H221L222 189V187H221V181L218 183V182H215V186L216 187H214L213 186V184L211 185V186H213V189H215V191L210 187L209 188V190H210V192H212V191H214V192H212V194H215V196H213L210 192H209V190H207V192H208V194H210L211 195V197L213 196V197H215V198H217V196L219 195H221V194H223L222 196H220L221 197V199L222 200H220V197H218V199H213V197H212V200H213V204H212V206L211 205H209V206H211L210 207V210H211V208H212V212L210 213V211L209 210H207V209H205V207H203L202 209H201V213H199V211L197 212L196 211V213H193L192 214V212H193V210H194V212H195V209L197 210V209H199V208H196V207H194V209H191V207H193V206H191V205H187V206H189L188 208H187V206H185L187 203H186V200L185 201H183V199L188 195V193H187V195L186 194H184L183 196H181L183 193H181V191H182V189H183V185H184V182H183V180H187V179H180L181 180V182H179L178 181V183H177V186L179 185V184H182V185H180V187L178 186H175L174 187V189H172V188H169L170 186L172 187V184L170 185L169 183V185H167L166 183V179L167 178H169V176L171 175V173H172V171H173V169H171V168H176V166L174 167V162L173 163H170V161H169V167H171L170 169H168L167 167L168 166H166V165H168V164H166ZM5 164V163H4ZM20 164L22 165V166H20ZM24 164V165H23ZM25 164H28L29 166H26ZM66 164H68V165H66ZM97 164V163H96ZM163 164H165V165H163ZM170 164H172L171 166H170ZM174 164V165H173ZM34 165V166H33ZM36 165V166H35ZM39 165V166H38ZM51 165V164H50ZM71 165V166H70ZM77 165L79 166V168H78V172L80 171V173L81 172H85L86 174L88 173V179L86 178V176H85V179H84V177H83V174L85 175V173H81L82 175H80V173H77L76 174V167H77ZM108 165V166H107ZM112 165H114V166H112ZM142 165V166H143ZM24 166V167H23ZM31 166H32V169H31ZM56 166V167H55ZM59 168H58V167ZM60 166H61V168H60ZM106 166V167H105ZM112 166V167H111ZM22 167V168H21ZM98 167V168H97ZM109 169H108V168ZM113 167L115 168V169H113ZM30 168V169H29ZM76 168V169H75ZM82 168H83V170H82ZM100 168V169H99ZM103 168V169H102ZM118 170H117V169ZM37 169V170H36ZM42 169V168H41ZM73 169H75V170H73ZM80 169V170H79ZM105 169V170H104ZM106 169H108V170H106ZM82 170V171H81ZM113 170V171H112ZM74 171V172H73ZM105 173H104V172ZM110 171V172H109ZM112 171V172H111ZM21 172V173H20ZM29 172V173H28ZM53 172V173H52ZM146 172H148V174H150L149 176H148V174L146 173ZM154 172V173H153ZM157 172V171H156ZM171 172V173H170ZM31 173V174H30ZM49 173L50 174H52V175H49ZM62 173V172H61ZM64 173V172H63ZM153 173V174H152ZM170 173V174H169ZM23 174V175H22ZM30 174V175H29ZM74 174V175H73ZM114 174H116V175H114ZM142 174H143V176H142ZM169 174V175H168ZM32 175H34V176H32ZM37 175V176H36ZM47 175V176H46ZM57 175H59L58 176V178H57ZM67 176L68 178L70 177V176ZM96 177H95V176ZM99 175V176H98ZM113 175V176H112ZM21 176H23L22 178L25 180H23L22 178H21ZM36 176V177H35ZM44 176V177H43ZM55 176H56V181H58V183H59V185H58V183L55 181V179H53V178H55ZM61 176V177H60ZM90 176V177H89ZM91 176H93V177H91ZM112 176V177H111ZM17 177V178H16ZM19 177V178H18ZM37 179H35V178ZM43 177V178H42ZM47 177H48V179L49 178H52V181H51V179H49V181L48 180H45V179H47ZM60 177V178H59ZM75 177H76V179H75ZM82 177V178H81ZM105 177V178H104ZM145 177V178H144ZM163 177H166V179L164 180V178ZM74 178V179H73ZM90 178V179H89ZM95 178H98V179H94ZM103 178V179H102ZM108 178H111V179H108ZM137 178H140V180L142 181V180H144V179H146V180H144V181H142V183L140 184V183H138L137 181H140L139 179H137ZM163 178V181H161V179ZM21 179V180H20ZM38 179H41L40 180V182L42 183V184H40L39 183V180ZM58 179V180H57ZM100 179V180H99ZM162 182V183H165V185L164 184H162L159 180ZM16 180V181H15ZM82 180H83V182H82ZM97 180H99V181H97ZM170 179H167V181H169ZM21 181H23V182H21ZM32 181V182H31ZM73 181L74 182H76V183H73ZM87 181V182H86ZM157 181V182H156ZM210 181V179L208 178V182ZM26 182V183H25ZM47 182L49 183V182H51V185H53V187H56V191L55 192H53L52 194H50V198L48 197V199H47V194L49 193V189H46V185H48L47 184ZM56 182V183H55ZM83 184H82V183ZM85 182V183H84ZM91 182V183H90ZM94 182V183H93ZM137 182V183H136ZM212 183L214 182V181H211ZM30 183V184H29ZM72 184L71 186L69 185V184ZM88 183H89V185H88ZM148 183H150L149 185H148ZM22 185V186H25V185ZM29 184V185H28ZM79 186V188L77 187V185ZM99 184H101V186L99 185ZM140 184V185H139ZM156 186H155V185ZM191 184L193 185V183L191 182ZM190 184V185H191ZM38 185V186H37ZM55 185V186H54ZM87 185V186H86ZM153 185V186H152ZM162 185H164L165 186V188H164V186H162ZM218 185V186H217ZM35 186V187H34ZM43 186V187H42ZM73 186V187H72ZM86 186V187H85ZM89 186V187H88ZM98 188H97V187ZM100 186V187H99ZM149 186V187H148ZM182 186V187H181ZM58 187H59V189H58ZM64 187V186H63ZM71 187V188H70ZM95 187V188H94ZM148 187V188H147ZM162 189H161V188ZM167 187H168V189H167ZM177 187V188H176ZM193 187V186H192ZM206 187V186H205ZM219 189H218V188ZM25 188V187H24ZM72 188H73V190H72ZM86 188V189H85ZM91 188V189H90ZM145 190L146 189V191H145V194H144V191H142L143 189ZM155 189V190H149V189ZM179 188V189H178ZM182 188V189H181ZM60 189V190H61ZM75 189V190H74ZM90 189V190H89ZM142 189V190H141ZM161 191H160V190ZM168 190V192H169V190H171L170 191V193H166V190L165 191H163L162 192V190ZM175 189H178V190H176V191H179V192H176L175 193V191H174V195H172L171 196V194H173V190H175ZM208 189V188H207ZM216 189H217V192H216ZM36 190V191H35ZM44 190H45V195H41V194H44V193H41L42 191L44 192ZM49 190V191H48ZM71 190V191H70ZM218 190L220 191V193H218ZM35 191V192H34ZM41 191V192H40ZM132 191H133V195L131 194L132 193ZM150 191L152 192V193H150ZM154 191H156V192H154ZM160 191V192H159ZM188 191H192L191 189L190 190H188ZM224 191V192H223ZM147 192V193H146ZM159 192V193H158ZM166 193V196H167V194H170V198L168 199L167 197H165V193ZM183 192V191H182ZM187 191H185V193H186ZM207 192H206V195L207 196H209L208 194H207ZM223 192V193H222ZM137 195H136V194ZM179 193H181V195H179ZM37 194V195H36ZM127 194V195H126ZM145 196H144V195ZM146 194H148V195H146ZM158 196H157V195ZM160 194V195H159ZM57 195V196H56ZM126 195V196H125ZM135 195V196H134ZM138 195H139V197H142V199L140 198L139 199V197H138ZM141 195V196H140ZM150 195V196H149ZM179 195V196H178ZM36 196V197H35ZM43 196H45L44 198L45 199H47V200H45V199H43V197L41 198V197ZM56 196V197H55ZM132 196V197H131ZM134 196V197H133ZM137 196V197H136ZM146 196H148V197H146ZM156 196V197H155ZM161 196V197H160ZM177 196V197H176ZM38 197V198H37ZM42 199V200H40V198ZM125 197V198H124ZM145 197V199H147L145 202L144 201H142L143 200V198ZM163 197H165V199L163 198ZM175 197V198H174ZM210 197V196H209ZM210 197V198H211ZM2 198V199H1ZM136 198H138V200L136 201ZM151 198V199H150ZM227 198V197H226ZM5 199V200H4ZM156 199V200H155ZM160 199V200H159ZM167 199V200H166ZM171 199V200H170ZM186 199V198H185ZM7 200V201H6ZM40 202H39V201ZM44 200V201H43ZM48 200H50L49 202H48ZM154 200V201H153ZM159 200V201H158ZM163 200V201H162ZM180 200H182L181 202H180ZM214 200L216 201V203L214 202ZM223 200H225V201H223ZM168 203H167V202ZM221 201V202H220ZM223 201V202H222ZM234 201V200H233ZM50 202H52V203H50ZM130 202H133L132 204H129ZM160 202H161V204H160ZM226 202H228V204L226 203ZM244 202V203H243ZM6 203V204H5ZM9 203V204H8ZM11 203V204H10ZM135 203H137L136 205H135ZM174 203V205L172 206V204ZM178 203H182L180 206L179 205H177ZM183 203H186V204H183ZM220 205H223V207L222 206H220ZM225 203V204H224ZM237 203V202H236ZM7 204H8V207H7ZM13 204V205H12ZM48 204H50V205H48ZM128 204V205H127ZM141 204H143L142 206H141ZM154 204H156V206L154 205ZM164 204H166V205H168L169 204V207L168 206H165ZM215 204V205H214ZM216 204L220 207H218L217 206V209L215 208L216 207ZM17 205V206H16ZM48 205V206H47ZM130 205V206H129ZM134 205H135V207H134ZM138 205V206H137ZM149 205V206H148ZM182 205H184V206H182ZM226 207H225V206ZM249 205V206H248ZM12 206H14V207H12ZM132 206V207H131ZM139 206L141 207V208H147L148 207V209H146V210H148V212H149V214H151V212H152V214L151 215H149V214H147V213H144V212H142L143 210L141 209H139ZM155 207L154 209L152 208V207ZM158 206L160 207V210H159V208H158ZM174 206H176L177 208H180L181 206H182V208H181V210L183 209H190V210H188V212L186 213V211L184 212L183 210V213L186 215V216H189L188 218L190 219L191 217H190V213L194 216V214L195 215H198V213L200 214L199 216H195L194 218L192 217L191 219L194 221V219L197 217L198 218V220H196L195 219V221H198V223L197 222H193L192 220V222L186 217L185 219H184V217H185V215L183 214L182 216H184V217H182V218H179L178 216V218L176 217V216H174V215H176L175 214V209H173L174 210V212L173 211H171L174 215H171L170 216V210L172 209V208H174ZM208 206V207H209ZM215 206V207H214ZM10 207V208H9ZM12 207V208H11ZM17 207V208H16ZM133 208V210L131 209V208ZM138 207V208H137ZM175 207V208H176ZM184 207V208H183ZM224 207H225V209H224ZM7 208V209H6ZM9 208V209H8ZM20 208V209H19ZM138 209V211L140 212V214H138L139 212H135V214L133 215V213H134V210L136 211L137 209ZM143 208V209H144ZM177 208H176V211L177 212H179L180 211V213L182 214V211L180 210V209H178L177 210ZM207 208V207H206ZM215 208V209H214ZM221 208H223V209H221ZM248 208L253 212V217H252V213L248 210ZM13 209V210H12ZM150 209V210H149ZM153 209V210H152ZM158 209V210H157ZM169 209V210H168ZM185 209V210H186ZM228 209H230V211L228 210ZM263 209V208H262ZM23 210H25V211H23ZM55 210H53V211H55ZM132 210V211H131ZM145 209H144V211H146ZM205 211L204 213L205 214H203V211ZM214 210V211H213ZM215 210H217V211H215ZM245 210H247V212L249 213L248 214V217L250 216L251 218H253V219H251V218H248L247 219V212H245ZM10 211V212H9ZM30 211V212H29ZM154 211V212H153ZM192 211V212H191ZM226 211H229V212H233L232 214L234 215L235 214V217L232 215V214H230L229 212H226ZM243 211V212H242ZM264 211V210H263ZM6 212V213H5ZM56 212V211H55ZM168 212H169V214H168ZM218 213V214H215L214 215V213ZM224 212V213H223ZM240 212V213H239ZM142 213V214H141ZM143 213L144 214H147L148 215V217L150 216V219H152L153 217V219H154V221H153V219H152V222H150V223H148V222H146V223H143L144 221H143V219L141 220L140 219V221H139V218H142V217H140L141 215H143ZM189 213V214H188ZM206 213H208V215L206 216ZM224 215H223V214ZM241 213H244V215L243 214H241ZM19 214V215H18ZM120 214V215H119ZM138 215L137 217L135 216V215ZM159 215H160V213H158ZM168 214V215H167ZM212 216H211V215ZM221 214V215H220ZM227 214V215H226ZM228 214H230V216H232V217H230V216H228ZM251 214V215H250ZM30 215V216H29ZM140 215V216H139ZM154 215V216H153ZM201 215H202V218L203 219H201V222L203 221V220H205V222L203 221L202 222V224H201V222L199 223V218H201ZM218 215H220L221 217H219ZM223 215V216H222ZM226 215V216H225ZM241 215H243V216H241ZM27 216V217H26ZM126 216L127 217H129L130 219H131V217L132 216H134V217H132V219L133 220H135V221H133L132 219L130 220L129 218H128V220H126L127 218H126ZM165 216H167V217H165ZM168 216H170V217H168ZM176 218V219H172V218H174V217ZM212 217V221L210 222V223H207L208 221H206V220H208V218L211 220V217ZM215 216L216 217H219V218H216L219 222L221 221V223H219L220 225H219V227H218V221L215 219ZM237 216V217H236ZM238 216H240V219H238ZM245 216V217H244ZM256 216V215H255ZM6 217H7V219H6ZM26 217V218H25ZM30 217V218H29ZM34 217V218H33ZM114 217H116V218H114ZM117 217H119V220L117 219ZM172 217V218H171ZM214 217V218H213ZM223 217H227V220L228 221H230L229 223H231V221L232 222H234V223H231L230 224V227H228L229 226V224H228V221L226 222L225 220V218H224V222H223ZM228 217L230 218V220L228 219ZM244 217V218H243ZM36 218V219H35ZM159 219V220H157V219ZM169 218V219H168ZM222 218V219H221ZM231 218H233V219H231ZM241 218H243L244 219V221H242L243 219H241ZM245 218H246V220L248 221H246L245 220ZM113 219H115V221L113 220ZM137 219V220H136ZM182 219H183V221H186V223H188V225L190 224V226H189V229H188V226H187V224L186 225H184L185 224V222L184 223H182L183 221H182ZM188 219V220H187ZM213 219H215L214 221H213ZM235 219V220H234ZM121 220H122V222H121ZM179 220V221H178ZM182 222H181V221ZM234 220V221H233ZM236 220H238V221H236ZM239 220H240V223L242 222L243 224L245 223V221L248 223H245V226H243V224H242V227H240L239 228V226H241V224L238 226L237 225V223H239ZM250 220H252V221H250ZM3 221V222H2ZM42 221V222H41ZM112 221H113V223H112ZM131 221V222H130ZM137 221H139L141 224H138V226H136L137 225V223H139V222H137ZM141 221H143V222H141ZM149 221V220H148ZM151 221V220H150ZM158 221V222H157ZM179 223H178V222ZM187 221H189V222H187ZM26 222V223H25ZM134 224H136V225H134ZM155 222V223H154ZM167 223V224H165V223ZM215 222V223H214ZM249 222H250V224H252L251 226H249ZM259 222V223H260ZM44 223V224H43ZM110 223H112V224H110ZM122 223V224H121ZM177 223L178 224H180L181 225V227H182V224H183V230H184V232L181 230L180 231V229H181V227H177L178 225H177ZM196 223V224H195ZM212 223V227H207V226H211V225H208V224H211ZM217 223V224H216ZM227 225H226V224ZM236 223V224H235ZM46 224V225H45ZM118 224H120V225H118ZM132 224V225H131ZM143 224H145V225H143ZM170 224H171V226H174V225H177L176 226V228H178V232H175L176 231V229L174 228V227H172L173 228V230L171 231V227H170ZM174 224V225H173ZM192 224V225H191ZM195 224V225H194ZM197 224H201V225H204V224H206L205 226L207 227L206 229L202 226H199V228H197ZM221 224H224V225H221ZM264 224V223H263ZM48 225V226H47ZM111 225V226H110ZM140 225H142L141 227H140ZM217 228V229H215V228H213L214 226ZM226 225V226H225ZM231 225H236V227L235 226H231ZM249 227H248V226ZM30 226V227H29ZM41 226V227H40ZM125 226V227H124ZM132 226H133V228H132ZM148 226V227H147ZM157 226V227H156ZM187 226V228H185ZM195 226V227H194ZM224 226V227H223ZM237 226H238V228H239V231H242V232H240L239 233V231H238V228H237ZM254 226H256V227H254ZM1 227H3V228H1ZM49 227V228H48ZM118 227H119V229H118ZM139 227V228H138ZM168 227V228H167ZM192 227V228H191ZM220 227H222V230H223V228H224V230H225V228L227 227L228 228V231H231L232 230V228L233 227H235L234 228V232H235V234L234 233H232L233 232V230H232V232H231V234H230V237H231V235H232V239H231V241L230 240H228V239H226L225 238V240H224V237H222V235L224 236V234H222L221 235V233H224V230H223V232H222V230H221V228ZM245 227H247L246 229H245ZM252 227V229H254V232H253V230H251L250 228ZM254 227V228H253ZM257 227H262L263 229L261 230V228H260V230H259V228H257ZM117 228V229H116ZM122 228V229H121ZM124 228V229H123ZM128 228V229H127ZM142 228H143V230H142ZM146 228V229H145ZM166 228V229H165ZM195 229V231H197L198 229H201V228H203V229H201V230H199L200 232H199V235H198V238H200V237H202L201 239H203L202 240V242H201V240H200V243L198 244V243H196V242H192L193 240L192 239H190V237H189V235H187L188 233L190 234L191 232V230L192 229ZM211 228H213V229H215V230H217L216 232L214 231V232H212L213 231V229H211ZM227 228H226V230L225 231H227ZM231 228V229H230ZM242 228H244L245 230H242ZM12 229V230H11ZM26 229V230H25ZM31 229V230H30ZM126 229V230H125ZM131 229V230H130ZM136 229H138V230H136ZM140 229V230H139ZM150 229V230H149ZM186 229V230H185ZM191 229V230H190ZM205 229V230H204ZM261 232H259L258 230ZM6 230V231H5ZM113 230V231H112ZM127 230H128V232H127ZM135 230H136V232H135ZM147 230V231H146ZM156 230H157V232H156ZM189 232H188V231ZM204 230V232H206V234L207 233H209V232H207L208 230H212L211 232L212 233H210V234H208V235H206L205 233H202L201 231H203ZM221 230V231H220ZM235 230H237V233L238 234H236V231ZM249 231V233L252 231V234L250 233H248L247 231ZM7 231H9V232H7ZM120 232V233H118V232ZM139 231V233H137ZM145 231V232H144ZM246 231V232H245ZM263 231V232H262ZM2 232H3V234H5V235H3V236H1L2 235ZM115 234H114V233ZM173 232V233H172ZM182 232V233H181ZM186 232H187V234H186ZM217 232H218V234L219 235H217ZM258 232H259V235H258ZM11 233V234H10ZM34 233V234H33ZM108 233V234H107ZM131 233V234H130ZM137 235H135V234ZM143 233V234H142ZM145 233V234H144ZM175 233V234H174ZM177 233H178V235H177ZM194 233V232H193ZM198 233V232H197ZM201 233L204 235H202V236H200L201 235ZM8 234L10 235V238H9V236H8ZM108 235V237H107V235ZM147 234V235H146ZM149 234V235H148ZM170 234V233H169ZM184 234H186L187 235V237L185 238V236H184ZM213 234V235H212ZM215 234V235H214ZM42 235V236H41ZM63 235V236H62ZM120 235V236H119ZM125 235H127V236H125ZM145 235L148 237H145ZM156 235H159L158 237H155ZM206 235V236H205ZM243 235H241L242 237H243ZM244 235V236H245ZM256 235V234H255ZM33 236V237H32ZM113 236V237H112ZM134 236V237H133ZM173 236V237H172ZM184 238H183V237ZM219 238H218V237ZM221 236V237H220ZM257 236H252L253 238H258ZM4 237V238H3ZM30 237V238H29ZM41 237V238H40ZM63 237V238H62ZM104 237H105V240H104ZM108 239H107V238ZM117 239H116V238ZM123 237V238H122ZM132 237V238H131ZM141 237H143V238H141ZM145 237V238H144ZM242 237H239L240 239H237L238 240V242L241 240V239H243ZM251 237V238H252ZM9 238V239H8ZM13 239V241L14 242H16V243H14L12 240H10V239ZM16 238V239H15ZM24 238V239H23ZM45 238V239H44ZM125 238H127V240L125 239ZM130 238H131V240H130ZM134 238V239H133ZM159 240H157V239ZM215 238V239H214ZM220 239V240H218V239ZM6 241H5V240ZM20 239V240H19ZM59 239V240H58ZM66 241H65V240ZM72 239V240H71ZM110 239V240H109ZM120 239H121V241H120ZM135 239H136V241H135ZM144 239V240H143ZM180 239H183L182 241H180ZM185 239V240H184ZM214 239V240H213ZM8 240H10L11 242H9ZM19 240V241H18ZM57 240V241H56ZM123 240V241H122ZM129 240L131 241V243L129 242ZM187 240H191V243L193 244H190V241H189V243L187 242ZM216 240V242L215 243H217V240H218V243H217V246L215 245V243H213L214 241ZM228 240V241H227ZM24 243H22V242ZM46 241V242H45ZM49 241V242H48ZM58 241H60V242H58ZM73 241V242H72ZM128 241V242H127ZM144 241V242H143ZM220 241H223L222 243L224 244L223 246H222V243L220 242ZM227 241V242H226ZM230 241V242H229ZM233 241V242H232ZM12 242L14 243V245L12 244ZM21 242V243H20ZM28 242V243H27ZM53 242V243H52ZM134 242V243H133ZM156 242V243H155ZM183 242V243H182ZM232 242V243H231ZM125 243H127V244H124ZM155 243V244H154ZM228 243V244H227ZM235 244L234 245H236V246H238L237 244H236V240H235V242H234ZM8 244V245H9ZM29 244V245H28ZM49 244V245H48ZM73 244V245H72ZM135 244V245H134ZM141 246H140V245ZM158 244V246H156ZM222 246L223 248H221L220 246ZM7 245V246H8ZM15 245L18 247V245H20L18 248H19V250H18V248L16 247V248H14L15 247ZM25 245V246H24ZM27 245V246H26ZM51 245V246H50ZM54 245V246H53ZM129 245V246H128ZM134 245V247L132 248V246ZM137 245H138V248H137ZM149 245V246H148ZM153 245H154V248H153ZM176 245H177V247H176ZM181 247H184V248H181ZM185 245H187L188 247H186ZM192 245V246H191ZM196 245V247H193V246H195ZM24 246V247H23ZM56 246V247H55ZM113 246V247H112ZM190 246V247H189ZM239 246H240V242H239ZM65 247V248H64ZM118 247V248H117ZM130 247V248H129ZM147 247V249H145ZM160 247V248H159ZM193 249H192V248ZM211 247V248H210ZM219 247V248H218ZM82 248V249H81ZM137 248V249H136ZM215 248H217V249H215ZM221 248V249H220ZM23 250V252H22V250ZM87 249H88V251H87ZM108 249H111V250H108ZM114 249V250H113ZM117 249V250H116ZM119 249H121V251L122 252H120V254H119V252H118V250ZM141 249V250H140ZM149 249V251H147ZM150 249L152 250V251H150ZM184 249V250H183ZM187 249H190V251H188ZM116 250V251H115ZM138 252H137V251ZM140 250V251H139ZM159 250H161V252H160V255H159V253H158V255L160 256H158L157 255V252H159ZM193 250V251H192ZM211 250H213L212 252H211ZM216 250V251H215ZM68 251V252H67ZM83 251V252H82ZM100 251V252H99ZM107 251V252H106ZM111 251V252H110ZM114 251V252H113ZM144 251V252H143ZM148 253H147V252ZM155 251V252H154ZM183 251H184V253H183ZM186 251H188V252H186ZM208 251V252H207ZM215 251V252H214ZM28 252V253H27ZM32 252V253H31ZM61 252V254H59ZM73 252V253H72ZM100 253V254H98V253ZM140 252V253H139ZM179 252V253H178ZM189 252H192V253H189ZM209 252H211V254L214 252V254L212 255V256H210V259L208 258V254H210ZM217 252V255H219L218 257H215V256H217L215 253ZM30 253V254H29ZM33 253H36L37 255H35V256H33ZM62 253L64 254V256L62 255ZM84 253V254H83ZM88 253V254H87ZM97 253V254H96ZM112 253V254H111ZM122 253V254H121ZM127 253V254H126ZM128 253H130V254H128ZM146 253V254H145ZM187 253H189L188 255H187ZM198 253H200V254H198ZM220 253V254H219ZM25 254V255H24ZM27 254H29V255H27ZM92 254V255H91ZM109 254V255H108ZM114 254V255H113ZM136 254V255H135ZM138 254V255H137ZM176 254V253H175ZM177 254H176V256H177ZM182 254V255H181ZM207 254V255H206ZM210 254V255H211ZM123 255V256H122ZM129 255V256H128ZM140 255H141V257H140ZM148 255V256H147ZM179 255H181V257L179 256ZM215 255V256H214ZM21 256H24V257H22L21 258ZM27 256V257H26ZM31 256V257H30ZM37 256V257H36ZM75 256V257H74ZM78 256V257H77ZM122 256V257H121ZM128 256V257H127ZM166 256H168L167 258H166ZM201 256V258L199 259V257ZM36 259H35V258ZM68 258V261H67V258ZM75 258V260H76V262L74 261L73 262V260H74V258ZM80 257H82V258H80ZM126 257H127V260H125L124 261V259H126ZM134 257V258H133ZM147 257V258H146ZM180 257V258H179ZM207 257V258H206ZM145 259V261H144V259ZM151 258V259H150ZM168 258H169V261L170 262H168ZM204 258V260H202V262H201V259H203ZM73 259V260H72ZM78 259H79V261H78ZM84 259V260H83ZM123 259V260H122ZM131 259V260H130ZM159 259V260H158ZM160 259H162V260H160ZM185 259V260H184ZM206 259H209V260H206ZM33 260V261H32ZM69 260H71V261H69ZM158 260V261H157ZM187 260H189V261H187ZM219 260V261H218ZM25 261V262H24ZM84 261V262H83ZM95 261V262H94ZM138 261V262H137ZM177 261V262H176ZM198 261V262H197ZM78 262V263H77ZM81 262V263H80ZM94 262V263H93ZM108 262V263H107ZM136 262V263H135ZM152 262V263H151ZM157 262V263H156ZM181 262V263H180ZM191 262V263H190ZM201 262V263H200ZM202 263V264H205V263ZM215 262V263H214ZM21 263V264H22Z\"/></svg>","mask_w":264,"mask_h":264}]
</instances>
